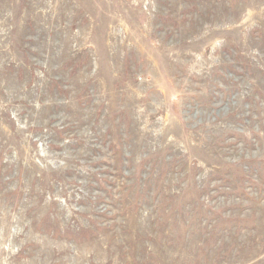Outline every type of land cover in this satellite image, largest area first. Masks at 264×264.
Wrapping results in <instances>:
<instances>
[{"label": "rangeland", "instance_id": "rangeland-1", "mask_svg": "<svg viewBox=\"0 0 264 264\" xmlns=\"http://www.w3.org/2000/svg\"><path fill=\"white\" fill-rule=\"evenodd\" d=\"M0 264H264V0H0Z\"/></svg>", "mask_w": 264, "mask_h": 264}]
</instances>
